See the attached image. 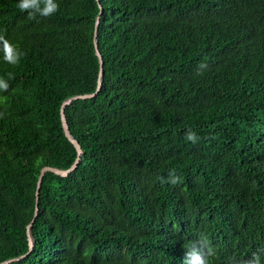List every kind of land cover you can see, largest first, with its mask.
I'll return each instance as SVG.
<instances>
[{"label": "trees", "instance_id": "trees-1", "mask_svg": "<svg viewBox=\"0 0 264 264\" xmlns=\"http://www.w3.org/2000/svg\"><path fill=\"white\" fill-rule=\"evenodd\" d=\"M17 2L0 0L24 53L0 45V263L185 264L206 238L210 264H264V0H56L36 20ZM97 19L101 87L64 111L81 161L42 177L28 252L41 169L77 156L60 106L96 91Z\"/></svg>", "mask_w": 264, "mask_h": 264}, {"label": "clouds", "instance_id": "clouds-1", "mask_svg": "<svg viewBox=\"0 0 264 264\" xmlns=\"http://www.w3.org/2000/svg\"><path fill=\"white\" fill-rule=\"evenodd\" d=\"M17 8L20 12L26 13L27 18L36 20L40 18H48L59 11V5L56 0H18ZM0 45H2L3 59L7 64L18 65L24 55L16 46H14L5 37L0 36ZM201 68L204 65H200ZM4 76H0V93L6 94L10 90V81L14 79L13 73L9 72ZM6 112H0V119H4ZM185 139L192 144L199 141L200 137L193 130L189 129L185 133ZM162 182L176 185L180 181L175 169H171L168 173L167 180L163 177L159 178ZM206 249V250H205ZM215 255L214 251L207 248L206 238H202L198 242H193L185 252V264H210V258ZM248 264H261L259 255H254Z\"/></svg>", "mask_w": 264, "mask_h": 264}, {"label": "water", "instance_id": "water-1", "mask_svg": "<svg viewBox=\"0 0 264 264\" xmlns=\"http://www.w3.org/2000/svg\"><path fill=\"white\" fill-rule=\"evenodd\" d=\"M99 8H100V5H99ZM98 24H99V19L96 20L95 29H94V47H95L96 56L98 57V60H99V76H98V82H97L96 91L93 94L79 95V96H74L72 98H69V99L65 100L60 106V120H61V125H62L64 136L66 137V139L75 148L77 156H76V159H75L74 163L67 170H60V169H56V168H52V167H44V168L41 169L40 175L38 177L37 184H36L34 217H33L32 222L27 226L28 247H29V249H28L29 251L28 252H30L32 250V248H33V240H32V237L30 235L29 230H30V227H31L32 223L34 222V219L37 216V213H38V201H39L38 196H39V190H40V187H41L42 177L47 172H51V173H53L55 175H58L60 177H67L71 172H73L76 169V167L78 166V164L81 161L82 151H81L80 145L78 144V142L69 133V128H68V125H67V121H66V118H65L64 111H65V108L68 105H70L73 101L80 100V99H89V98L93 97L99 91V89L101 87V79H102V74H103V72H102L103 61H102V57H101V55H100V53L98 51L97 40H96ZM26 255L27 254H25L23 256H20V257H17V258L6 260L4 262H1L0 264L13 263L15 261H18V260L24 258Z\"/></svg>", "mask_w": 264, "mask_h": 264}]
</instances>
